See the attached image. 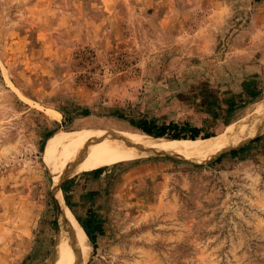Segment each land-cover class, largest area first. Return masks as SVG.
Segmentation results:
<instances>
[{
  "label": "rangeland",
  "instance_id": "1",
  "mask_svg": "<svg viewBox=\"0 0 264 264\" xmlns=\"http://www.w3.org/2000/svg\"><path fill=\"white\" fill-rule=\"evenodd\" d=\"M248 66L262 84L251 100L239 84ZM229 95L234 109L204 131L217 136L264 98V0H0V264H55L59 223L43 163L55 133L139 132L112 108L186 121L176 99L197 110L215 96L207 113L217 115ZM263 133L212 163L180 156L205 141L170 146L179 156H110L64 139L56 177L67 208L101 222L85 264H264Z\"/></svg>",
  "mask_w": 264,
  "mask_h": 264
},
{
  "label": "bare ground",
  "instance_id": "2",
  "mask_svg": "<svg viewBox=\"0 0 264 264\" xmlns=\"http://www.w3.org/2000/svg\"><path fill=\"white\" fill-rule=\"evenodd\" d=\"M262 130H264V98L255 100L247 110L233 115L225 122L220 133L205 141L202 147L184 152L176 151L142 132L122 129L108 131L94 127L58 131L48 140L43 155V163L49 173V187L56 199L59 223L54 263L85 264L90 255L91 246L81 226L65 205L58 187L57 158L64 139L68 141L70 147L110 156L122 151H140L153 155L178 154V156L181 152L180 156L185 154L196 162H206L221 154L230 144L239 143ZM85 131L89 132V136L81 134ZM98 142H102L103 145L95 147Z\"/></svg>",
  "mask_w": 264,
  "mask_h": 264
},
{
  "label": "trees",
  "instance_id": "3",
  "mask_svg": "<svg viewBox=\"0 0 264 264\" xmlns=\"http://www.w3.org/2000/svg\"><path fill=\"white\" fill-rule=\"evenodd\" d=\"M252 82L253 80L251 79V80H242L240 83L242 90L246 93L245 96H247L250 100L256 98L259 95L258 91H253V88L250 89V86L251 85L253 86ZM225 102H226L225 112L230 113L234 109V106L236 105L234 97L229 96ZM80 114L85 116L88 114V110L83 108L81 109ZM110 115L115 116L122 120H126L127 123L132 128L138 130L139 132L151 136L155 140L167 146H176V145L199 142V141H208L215 137V135L204 131L203 126H197L187 121H174V120L158 121L155 118H147L145 116H139L134 118L128 116L127 114H123L122 112L117 110V108H112L110 110ZM212 117H216V116L212 115ZM67 119L70 120L71 118H67ZM258 139L259 137H256L243 146H240L236 149H232L228 152H223L218 156H216L213 160H211L210 163L217 162L224 155L235 157L237 154L243 153L248 145L250 146V144L257 141ZM176 142H185V143H176ZM65 158L70 159L68 157ZM82 164H93V163H82ZM94 172L99 173L100 168L95 169ZM60 190L62 192V198L65 202V205L69 207L70 204L67 200L66 190L62 187V184L60 186ZM77 222L81 226L83 232L85 233L92 247L95 248V234H102L101 222L99 221V219L94 214H91L89 212L88 216L85 218L84 221L79 220L77 218Z\"/></svg>",
  "mask_w": 264,
  "mask_h": 264
},
{
  "label": "crops",
  "instance_id": "4",
  "mask_svg": "<svg viewBox=\"0 0 264 264\" xmlns=\"http://www.w3.org/2000/svg\"><path fill=\"white\" fill-rule=\"evenodd\" d=\"M239 66L240 65H238V67ZM248 67H251V66H248ZM253 68H254V66H253ZM247 74L248 75L246 77L241 78L239 84L241 83L242 80H251L252 79L253 80V82H252L253 86L251 85L250 89L253 88V91H258L259 88L262 86V84L261 85L256 84V71L253 70L251 67L250 71ZM240 86H241V84H240ZM240 89L242 90V88H240ZM243 93H245V92L243 91ZM229 96H231V95H229ZM229 96L222 98L223 99V101H221L222 103L217 105V106H219L218 107L219 113L217 115L215 113L212 114V115H215L216 117H212V115H208L209 113H207V112H209V110L213 111L210 109V107L213 106L212 104L214 103V101H216L217 104L219 102L218 101L219 98H217L215 96L214 97L213 96L200 97L198 99V106H197L199 109H197V110L187 109L186 106H188V105L184 104V101L179 102L177 99L172 100V101L174 102L173 106H177L180 108L181 113H183V116L185 117L186 121L192 122L194 125L199 126V125H201V123H204L203 121L210 122L209 119H213L215 122L218 120H221L222 116H224L226 114V112H224V110L226 108V102L225 101ZM160 118H161V120H164V117L160 116ZM172 119H174V121H178V120L180 121L181 118L179 116L178 117L175 116V117H172ZM181 121H182V119H181ZM183 121H185V120H183ZM67 155H72V153L66 152V154H64V156H67ZM61 161L64 162V165L69 164V163H73V164L75 163V161H72V160L67 159V158H63Z\"/></svg>",
  "mask_w": 264,
  "mask_h": 264
}]
</instances>
